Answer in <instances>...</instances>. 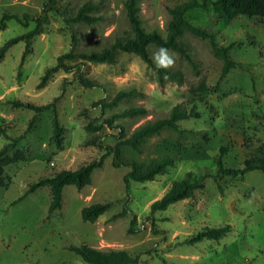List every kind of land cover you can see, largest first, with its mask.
Instances as JSON below:
<instances>
[{
  "label": "rangeland",
  "instance_id": "374dc122",
  "mask_svg": "<svg viewBox=\"0 0 264 264\" xmlns=\"http://www.w3.org/2000/svg\"><path fill=\"white\" fill-rule=\"evenodd\" d=\"M48 1L0 0V19L4 13L30 17L28 24L12 20L0 30V49L34 30ZM59 1L72 3L75 10L91 2L101 20L68 26L52 12L42 32L33 37L22 68L26 41L13 46L0 63V128L6 133H0V151L19 139L9 155L23 152L26 157L7 167L0 183V264H87L70 249L80 246L127 251L139 259L137 264H264V173L217 177L223 147L228 148L226 166L240 169L253 149L264 143V18L238 16L227 25L212 4L187 13L190 22L214 31L222 47L233 45L230 54L236 66L225 78V63L210 41L186 34V54L168 50L174 62L166 70L175 78L161 75L137 56L123 54L113 65L92 63L85 68V76L99 87H86L77 73L61 69L40 88L46 72L73 46L79 51L101 50L129 30L126 0ZM187 1L141 0L144 28L166 37L170 10ZM159 49L150 48L152 59ZM122 91L132 95L117 108L103 113L93 107ZM14 100L49 108L36 115L16 108ZM177 107H196L201 117L182 120L178 130L146 139L141 152L125 148L128 160L175 157L166 173L128 186L125 177L130 169L114 167L110 155L94 172L91 185L82 190L66 187L63 207L55 213L49 212L53 199L49 186L19 202L41 179L100 160L106 153L102 147L121 140L122 128L130 136L147 122L169 118ZM131 108H144L146 114L119 117L109 125L112 117ZM55 117L63 128L62 148L54 137ZM189 175L210 177L194 198L150 218L152 204ZM108 202L110 209L96 222L82 219L85 207ZM125 210L128 213L121 215ZM225 226H231V232L220 240L185 243L206 228Z\"/></svg>",
  "mask_w": 264,
  "mask_h": 264
},
{
  "label": "trees",
  "instance_id": "16d2710c",
  "mask_svg": "<svg viewBox=\"0 0 264 264\" xmlns=\"http://www.w3.org/2000/svg\"><path fill=\"white\" fill-rule=\"evenodd\" d=\"M141 0H126L124 4L125 17L129 23V30L116 37L113 44L101 50L93 51H79L75 46L66 54L58 58L55 67L50 68L39 85L40 88L44 87L53 74L63 69L67 72H75L78 74L80 82L89 88L99 87L98 83L85 76V68L92 63H107L115 64L118 58L123 54L134 55L141 58L144 62L153 66L161 75H168L175 78V74L164 68H158L150 53L152 46L159 48H166L168 50L180 51L183 54L187 53L186 43L184 36L192 34L196 37L209 40L214 53L217 57L222 59L225 63L223 75L225 78L232 68L236 66L233 61L230 51L233 45L222 47L218 41L214 31L202 28L190 22L187 18V13L197 7H207L212 4L214 11L229 25L238 16H246L250 18H264V0H188L187 2L176 6L170 10L171 20L168 25L167 36L164 37L160 32H148L142 23L140 17V4ZM97 6L91 2L79 7L75 10L72 3L61 4L59 0H49L43 8L44 15L36 19L37 27L29 33L12 38L4 44L0 49V63L5 59L9 50L21 41L27 42V48L23 55L21 68L25 63L27 55L31 52V41L33 37L42 32V26L47 22L48 15L52 12L59 14L68 26L74 24L86 23L95 24L101 20V17L95 15ZM16 20L24 24L30 22V17L25 14L20 17L16 14L4 13L0 19V30H4L8 22ZM74 45L77 43V38H73ZM205 91V84L201 88ZM131 92H119L110 101L102 99L93 103V107L101 109L103 113L117 108L120 103L131 96ZM16 108L33 110L36 115H39L43 110L48 109L49 105L38 106L33 103L22 102L20 100L11 101ZM146 109L144 108H131L124 111L120 115L112 117L109 125H113L115 120L119 117L144 115ZM192 117L200 118L201 114L196 112V107L188 110L185 108L177 107L169 118L160 119L157 121H150L136 129L130 136H127L122 128L121 140L114 146L102 147L106 150L105 155L98 161H93L89 164L82 166L76 171H62L55 176L41 179L34 183L30 190L24 195L19 202L23 201L28 195L35 193L39 188L49 186L52 192V203L49 209L50 214L62 209L64 200V191L68 186H75L79 190L92 184L93 174L97 169L104 166V160L107 156L113 155V166L116 168L127 167L130 169L125 177V182L129 186L131 182H146L154 180L157 176L164 174L171 166L176 163L175 157L171 155H162L158 158L151 160H136L127 159L125 148L130 147L136 152H141V146L146 139L155 135L161 134L162 131L167 129L178 130V123L182 120H187ZM55 131L54 137L60 148L63 145V128L60 124L59 118L55 117ZM93 123L88 126L93 129ZM0 133L6 134L0 128ZM19 142V139L12 140V143L6 145L0 151V183L3 180L5 169L15 163L25 160V154L18 152L15 156L11 157L9 152ZM228 152V148L221 149V155L217 161L218 176H245L253 171H261L264 173V143L253 149L252 153L243 162V167L240 169L227 167L224 162V156ZM210 176L196 178L189 175L181 181L173 184L172 188L165 194L163 198L155 201L151 206L150 218H155V214L168 210L172 205H175L183 200L192 199L196 196L199 190L204 189L205 181ZM111 207V203H98L82 210V219L85 222H96L102 215H104ZM128 210L124 211L121 215H126ZM231 232V226L221 228H206L195 235L189 237L185 243L188 245H195L204 240H220L226 237ZM73 252L78 254L87 264H137L139 259L131 256L127 251L121 250H99L89 246L71 247Z\"/></svg>",
  "mask_w": 264,
  "mask_h": 264
},
{
  "label": "clouds",
  "instance_id": "9594fccd",
  "mask_svg": "<svg viewBox=\"0 0 264 264\" xmlns=\"http://www.w3.org/2000/svg\"><path fill=\"white\" fill-rule=\"evenodd\" d=\"M154 62L158 68H168L173 64V59L168 53V49L160 48L157 53L154 54Z\"/></svg>",
  "mask_w": 264,
  "mask_h": 264
}]
</instances>
